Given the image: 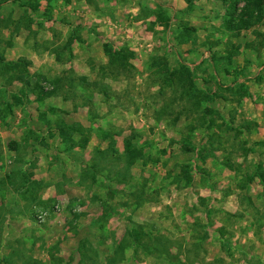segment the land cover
<instances>
[{"label":"rangeland","instance_id":"obj_1","mask_svg":"<svg viewBox=\"0 0 264 264\" xmlns=\"http://www.w3.org/2000/svg\"><path fill=\"white\" fill-rule=\"evenodd\" d=\"M0 264H264V0L1 4Z\"/></svg>","mask_w":264,"mask_h":264},{"label":"trees","instance_id":"obj_2","mask_svg":"<svg viewBox=\"0 0 264 264\" xmlns=\"http://www.w3.org/2000/svg\"><path fill=\"white\" fill-rule=\"evenodd\" d=\"M7 1H8V0H3L2 2H0V5L3 4L4 2H7ZM73 39H75V35H74V34H73L72 36H70V38H69L70 42H71ZM80 131L83 132V130H81V129H80ZM66 133H67V134H66ZM66 133H65L64 131H62V130L59 131V134L62 135V138H61V137H60V138L63 140V143H64V145H63L64 148H63V150H62L63 153H64V152H67V150L70 148L69 146H71V145H68V144H69L68 139H70V138H69V136H68V132H66ZM80 135H81V137H82V133H81ZM81 139H82V138H80V140H81ZM66 140H67V141H66ZM66 145H67V146H66ZM68 147H69V148H68ZM67 148H68V149H67ZM66 149H67V150H66ZM87 171H91V173H90L91 176H92V177H91V178H92L91 180H94V179H95V176H94V175H95V170H94V168H93V167H90V168L87 169ZM109 188H110L109 186H106V189L109 190ZM130 231H131V232L129 233V236H130V238H131V243L134 244V243H136V237H137V236H136V233H135L133 230H130Z\"/></svg>","mask_w":264,"mask_h":264}]
</instances>
